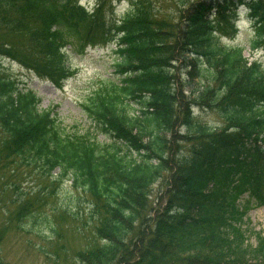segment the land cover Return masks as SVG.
<instances>
[{
    "label": "trees",
    "instance_id": "trees-1",
    "mask_svg": "<svg viewBox=\"0 0 264 264\" xmlns=\"http://www.w3.org/2000/svg\"><path fill=\"white\" fill-rule=\"evenodd\" d=\"M238 4L255 29L249 46L264 48V0H130L118 20L102 0L90 11L80 0H0V59L55 86L74 73L69 50L115 44L113 78L79 101L112 144L69 132L0 76V165L57 169L55 181L90 198L94 242L76 264H264V237L249 243L244 227L247 208L264 203V67L214 34ZM195 108L222 125L196 122ZM24 198L13 201L17 222L36 219Z\"/></svg>",
    "mask_w": 264,
    "mask_h": 264
},
{
    "label": "rangeland",
    "instance_id": "rangeland-1",
    "mask_svg": "<svg viewBox=\"0 0 264 264\" xmlns=\"http://www.w3.org/2000/svg\"><path fill=\"white\" fill-rule=\"evenodd\" d=\"M102 1L106 15L116 20L130 7V0ZM97 2L80 0V5L90 11ZM168 7L172 9V4ZM226 16L228 18L215 27L216 37L227 45L244 46V56L259 60L264 67V48L249 46L255 29L246 5L238 4ZM114 49L115 44L110 43L104 47L88 45L81 54L69 50L68 63L74 73L59 87L9 59H0V76L32 90L39 99V107L53 109L69 132H88L99 143L112 144L115 139L92 125L79 101L97 89L101 81L113 78ZM133 111L138 112V109L133 108ZM193 114L196 122L211 127L217 128L223 122L215 110L195 108ZM57 175V169L49 177L42 175L37 166L23 163L8 161L6 167L0 165V258L3 264H76V253L94 242L89 196L72 186L70 180L55 181L53 178ZM161 189L159 183L155 184L150 197H158ZM21 194L31 204L30 210L37 213L36 219L22 222L14 219L18 204L13 201ZM44 215L48 220H43ZM50 225L54 231L50 230ZM244 227L249 243H255L258 233L264 237V203L247 208Z\"/></svg>",
    "mask_w": 264,
    "mask_h": 264
}]
</instances>
